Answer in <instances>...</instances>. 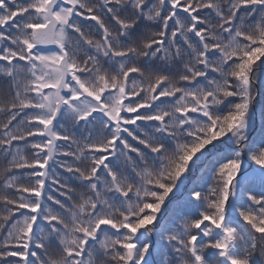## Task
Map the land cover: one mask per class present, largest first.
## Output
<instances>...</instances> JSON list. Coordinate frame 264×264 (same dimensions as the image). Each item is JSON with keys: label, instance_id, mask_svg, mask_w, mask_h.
<instances>
[{"label": "snow or ice", "instance_id": "obj_1", "mask_svg": "<svg viewBox=\"0 0 264 264\" xmlns=\"http://www.w3.org/2000/svg\"><path fill=\"white\" fill-rule=\"evenodd\" d=\"M257 256L264 0H0V264Z\"/></svg>", "mask_w": 264, "mask_h": 264}, {"label": "trees", "instance_id": "obj_2", "mask_svg": "<svg viewBox=\"0 0 264 264\" xmlns=\"http://www.w3.org/2000/svg\"><path fill=\"white\" fill-rule=\"evenodd\" d=\"M253 135H255V133ZM188 187H191V185H189ZM256 191L257 192L259 191L258 187H257ZM182 196H184V197L187 196V189H185V191L183 193H176V195L172 197L173 204L176 201L180 200ZM173 204H168L166 202V206L162 207V215L165 216L166 218L169 217V214L172 212ZM235 221H236V218L234 217V223H235ZM256 259L258 260V264H259V257L257 256Z\"/></svg>", "mask_w": 264, "mask_h": 264}]
</instances>
